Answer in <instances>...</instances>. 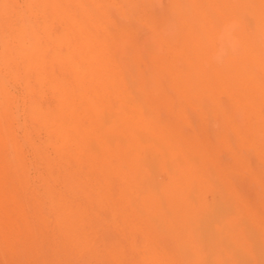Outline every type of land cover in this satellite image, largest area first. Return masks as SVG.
I'll use <instances>...</instances> for the list:
<instances>
[{
    "label": "bare ground",
    "instance_id": "bare-ground-1",
    "mask_svg": "<svg viewBox=\"0 0 264 264\" xmlns=\"http://www.w3.org/2000/svg\"><path fill=\"white\" fill-rule=\"evenodd\" d=\"M246 256H264V0H0V264Z\"/></svg>",
    "mask_w": 264,
    "mask_h": 264
},
{
    "label": "rangeland",
    "instance_id": "rangeland-1",
    "mask_svg": "<svg viewBox=\"0 0 264 264\" xmlns=\"http://www.w3.org/2000/svg\"><path fill=\"white\" fill-rule=\"evenodd\" d=\"M133 209H137V210H139V207H135V208H133ZM167 209H169V208L164 207V210L167 211ZM108 215H109V214H108L107 212L104 213V217H105V218H108ZM97 223H100V220H99V222H97ZM188 227H189L190 229L193 230V229H195V228L197 227V224L193 221L192 223H189ZM157 228H159V226H157ZM159 229H165V226L162 225ZM166 241H168V240H166ZM254 257L257 258L256 261H253V260H252V256H246L247 261H246L245 264H263V261H262V260H264V256H254ZM179 261H180V260H179ZM178 264H182V262H179Z\"/></svg>",
    "mask_w": 264,
    "mask_h": 264
},
{
    "label": "clouds",
    "instance_id": "clouds-1",
    "mask_svg": "<svg viewBox=\"0 0 264 264\" xmlns=\"http://www.w3.org/2000/svg\"><path fill=\"white\" fill-rule=\"evenodd\" d=\"M225 36H226V38L228 40V46H229V48L231 50L235 51V49H236V47L238 45V41H237L236 37L233 35L232 29H230V28L229 29H226L225 30ZM220 54L223 55L224 54V50H221V53Z\"/></svg>",
    "mask_w": 264,
    "mask_h": 264
}]
</instances>
